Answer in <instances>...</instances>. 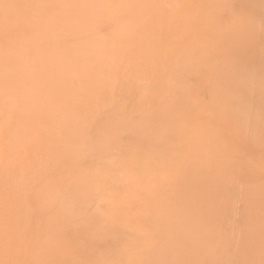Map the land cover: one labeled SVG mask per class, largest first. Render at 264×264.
Returning <instances> with one entry per match:
<instances>
[{
    "label": "bare ground",
    "instance_id": "obj_1",
    "mask_svg": "<svg viewBox=\"0 0 264 264\" xmlns=\"http://www.w3.org/2000/svg\"><path fill=\"white\" fill-rule=\"evenodd\" d=\"M245 3L246 0H0V49L3 48L2 50H4V47L12 46L8 53L11 54L9 60L7 55L3 54L2 56L1 52L3 51L0 52V82L4 80L10 85H15L13 82L18 76L21 65L24 66L23 72L31 80L30 88L28 87L30 90L27 93L29 94L27 101H25V98L22 99L23 94L20 93L21 88H19L12 97L4 98V93L1 92L3 94L0 96V100H4L1 103L5 105V100H7V106L8 102L11 104L15 102L23 103L22 105L28 104L30 110L27 109L28 106L23 108L29 114L37 116V118L40 115V118H43L46 122L48 130H55L53 140H50L52 134L47 135V138H50L47 141L49 140L51 145L61 143L59 141L62 139L59 140V137L64 134L67 138H63H66L72 150L76 153L75 155L71 152V154L73 153L72 157H82V160L86 161L90 155L93 159L104 153L106 154L105 143L108 142L107 140L112 139L108 138L111 136L108 135L109 130L121 125V121L126 116L125 111L124 116H121L122 112L119 113V116L122 117L121 121H119L121 118L116 114L109 120L102 121L104 117L102 116L101 119V111L105 108H108V111L109 108L114 107L121 97L133 91L139 97L137 108L135 107L136 110L139 109L143 116H148L147 119L152 118V123L147 130L150 133V138H148L144 149L141 150L138 147L140 149L139 155L138 151H135L137 154L133 152L135 153L132 156L133 159L136 158L134 156H137L133 166L140 176L145 177L153 171V175L150 174L148 177L151 175L153 178L155 177L153 187L151 185L146 186V184H150V182H147L144 190L145 195H140V199L143 198V200L141 199V205L144 213H139V211H142L140 206L139 210L135 211L136 214L130 210L133 214L131 218L128 217L130 222L127 223L132 226L131 229L140 232L136 236L132 233L134 237L130 236L129 238L127 228L122 227L123 223H121L122 226L120 224H115L116 226L112 224V226L111 220L108 222L99 216L100 219L96 218L97 220L94 222L95 218H91L90 222H86L89 225L92 222L93 224L87 231L85 229V232L84 228L86 227L83 226L81 228L83 234L71 236L69 239L60 242L63 240L61 238L63 227H60L72 222V218L75 217L73 215L79 213L81 204L85 203L88 209V205H90L88 203L93 202L90 200L86 203L84 196L80 195L83 189L87 188L86 184L89 187L92 186L90 182L94 175L90 176L91 174L86 173L85 179L83 178L84 181L82 179L85 184L81 183L84 187L82 186L80 189H77L74 184L72 185L74 180L68 179V177L63 178L66 179L65 182L60 183L61 180H58L59 184L55 182L56 186H52L53 189L49 185L51 182L48 181V184H46L48 189L51 188V191L55 190L56 192H51L53 193L51 196L46 194L50 189L47 190L46 185H44V192H41L45 194L38 193V196L40 194L43 198H40L39 202H42L43 205L40 215L44 218L36 217L35 213L32 214V212L38 210V208L33 207L27 197V190L34 181L30 177L35 172L36 163L44 166L48 162L50 166L51 156L36 157L35 149L25 143L18 142L19 139L22 140L21 138L26 129L23 127L24 124L22 127L25 131L21 130V125L19 126L17 123L21 119H17L15 123L18 127L14 126V123L12 126L14 129L12 130L11 127V130H9L11 134L5 132V145L21 147L20 151L25 152H22L24 163L35 165L28 168V170H23L22 176L19 173L16 174L18 176H15L16 171L6 166L8 162L5 165L4 163L0 164V264H67L66 260L63 259L66 255H68L66 256L68 264H82L83 260L86 264H227L226 262L229 260L232 262L233 259L231 264H264V256H261L263 255L264 245L262 249L259 245L264 243L260 241H263L264 235H257L261 232L264 233V207H261V200L264 203V182L262 180L256 181L253 178L252 181L244 179L241 173H237L241 172L238 166V168H235V170L238 169L237 172L232 167H225L227 159L221 154L220 150L234 144L235 140L224 144L222 143L224 142L222 140L224 136L221 135L224 131L221 134L214 131H216L215 126L218 124V118L224 117L226 109L224 110L222 107L224 112L221 114L217 113L219 109L217 112L213 111L218 114L216 117L217 123L208 121V117L205 120H203V117V119H198L194 117L191 111L190 113L187 111H183L184 113L179 112L189 97L186 94L187 91L184 92V86L190 77L199 70L209 69L207 65L221 67L219 69L221 71L223 62L231 60V63L235 62L241 67L237 70L234 67L231 70L230 66L228 72L223 76L230 81L234 76V81L221 79L224 83L226 81V85L227 82H230L228 83L230 84L229 87H226L225 95V99H231L233 105L230 115L228 114V120L231 119L228 125L238 136V143L243 144L252 153L261 147L258 150L264 153L262 149L264 147V12H262L264 9L260 11L261 8H264V0H252V3L263 7H254L250 10L247 8L245 10V6H241ZM234 4H239L241 6L239 8H244V10L239 11L237 14L234 12L235 15L232 16L241 15L235 23H231V26L228 27V20L224 12L227 7ZM227 15L229 14L226 13ZM208 28L211 29L208 30ZM23 49L25 50L24 53H16L17 50ZM4 56L7 57L4 58ZM201 58L202 60L199 62ZM205 60L211 63L207 64ZM228 63L230 62L226 64L228 65ZM226 64L224 65L226 66ZM216 73L221 72L216 71ZM213 74L210 77H216ZM212 78H209V80L213 81ZM212 83H210L212 85L211 91L212 88L216 87H213ZM190 93L192 92L190 91ZM190 100L189 98L187 103ZM38 102L42 104L41 114H36V112H40L39 108L35 107ZM221 104L218 105L221 106ZM7 106H5L7 110L2 111V113L4 112L2 116L4 115L5 118L7 116L6 111L8 114L12 112V110L8 111L11 108ZM140 111L138 112L140 113ZM23 113L25 114V112ZM142 113L140 114L141 117H143ZM2 116H0V120H2ZM17 116H15V120ZM137 116L139 115L137 114ZM9 118L11 119V117ZM223 119H225V123H228L226 118ZM130 120L129 118L128 123L131 122ZM123 122L125 124V121ZM132 122H134L133 119ZM21 123H24V121ZM28 123H26L27 127ZM219 124H222V122ZM6 125L5 127L10 129V124L9 127ZM223 125L225 124L223 123ZM6 128L2 131H6ZM30 130H27V132H30ZM29 132L27 134L31 135L33 130L31 133ZM96 134H98L97 137ZM31 136L34 138V135ZM45 139L43 143H46L45 146H47V143L50 142ZM117 139V142L113 143L114 145L109 146L110 148L117 146L115 144H120L118 143L119 138ZM24 141L27 140L24 139ZM129 141L133 143L134 140ZM138 141L141 140L138 139ZM28 142L26 143L32 144ZM135 145L130 148L131 151H134L133 147ZM43 146L44 144L42 148ZM1 147L2 145L0 149ZM65 147L67 146L65 145ZM244 147L241 151L245 149ZM114 149L115 147L112 150L115 151ZM169 151L170 154L167 155L166 152ZM260 151L254 152V155L257 156L261 153ZM15 152L13 151V154ZM55 152L56 150L52 152V155L58 157ZM123 152L125 153V151ZM67 153L69 154L70 150ZM104 156L106 157L107 154ZM104 156L102 157L106 160ZM261 156L262 154L259 157ZM67 158L70 159L68 156ZM261 158H264V156ZM99 161L100 158L97 164L100 163ZM56 162L59 161L56 160ZM51 163L53 166L51 165L50 169L55 164L53 161ZM95 163L93 164L95 165ZM127 164L129 166V163ZM236 165L238 164L236 163ZM46 166H44L45 169H48L49 166ZM102 166L101 168H104ZM19 167L16 169L17 172L22 171V167L18 171ZM157 169L159 172L163 169L160 177L154 175L158 172ZM56 170L58 171V169ZM90 170L93 171V169ZM25 172H27L26 175ZM56 174L60 176V173L56 172ZM140 176L138 177L140 178ZM150 178L152 179V177ZM70 179L73 182L69 183ZM103 185L105 184L103 183ZM151 187L153 189L149 190ZM95 189L97 191V188H94V193ZM32 190L34 191L36 188ZM77 191L82 192L78 195ZM229 191L234 194L237 201L234 198L233 200L229 199L230 196L233 197L232 193L229 194L230 196L227 199ZM37 192H39V189ZM94 193L92 192L91 195ZM95 195L92 196L94 198L98 197ZM33 196H31L32 201L39 200L40 196L36 199ZM230 201H235L237 204L230 203ZM39 202L35 201L33 204ZM110 203L112 202L110 201ZM134 203V205L138 204V200ZM229 203L232 205L231 209H229L231 206ZM85 204H83V207ZM237 205L239 210L237 209L236 212L239 215L234 212ZM39 206L41 207L40 204ZM133 207L135 208V206L131 208L133 209ZM233 207L234 217L235 215H238V217H233L232 221L242 222L243 226L247 227H244L246 232L252 227L250 230L252 236L249 232L246 234L241 230L240 233H236L240 228V223L238 226L236 222V226H238L236 229L233 224L235 232L231 227L229 230L227 229L228 234L230 230L234 232L233 234L231 231L230 236L235 235L232 240L234 242L231 243V240L229 242L225 240L228 235L226 233L224 235L222 228L232 226L233 222L229 225L231 217L230 220L227 219H229ZM229 210L231 211L229 212ZM131 212H129L130 215ZM241 212L242 216L240 215ZM90 213L93 216V213ZM32 215L39 221H44L42 222L44 226L41 227L39 224L34 223V216L32 218ZM76 216H79V214ZM95 216L98 217V215ZM105 217L107 218V216ZM236 218L237 220H235ZM227 221L229 224H227ZM259 223L263 226L261 227V224L257 226ZM220 225L223 227L220 228ZM76 227L74 228L76 229ZM117 227L121 228L117 229ZM127 227L129 228V225ZM217 229L223 234H218ZM76 230L80 232V230ZM72 232L74 231L72 230ZM241 233H244V237ZM50 235L53 237L49 238ZM246 235L248 236L246 237ZM257 237H259V240ZM221 239L225 240L224 242L227 244L225 248L229 250L222 252L223 250L220 247L224 242ZM256 240L260 243L258 244ZM250 242L254 244L251 243L252 248ZM104 245L113 248L110 255L108 253L110 248ZM102 246L108 248L107 253L105 248V254H103ZM116 246H122V248L117 247L118 249H116ZM130 247L131 252L133 249L135 250L133 258L131 257L132 253L129 254Z\"/></svg>",
    "mask_w": 264,
    "mask_h": 264
},
{
    "label": "rangeland",
    "instance_id": "obj_2",
    "mask_svg": "<svg viewBox=\"0 0 264 264\" xmlns=\"http://www.w3.org/2000/svg\"><path fill=\"white\" fill-rule=\"evenodd\" d=\"M250 2V4H249V2ZM261 4V3H260ZM235 5H237V6H235ZM239 4H234V5H232V6H229V7H227L225 10V17H227V20H228V23H227V26L228 27H230L231 26V23H235L236 22V20H237V18L239 17V15H241V14H238V16L236 15V16H232V15H235V14H237V13H239V11H243L244 10V8H245V10H246V8L248 9V10H250V9H252V8H254V7H258V8H261V7H263L262 5L260 6L259 4H254V3H252V0H246V3H245V5H241V6H245L242 10L239 8V7H241L240 5L238 6ZM247 6V7H246ZM248 6H249V8H248ZM231 7H232V9H231ZM264 8H261V10L260 11H262ZM234 10V11H233ZM237 10V11H236ZM234 12H235V14H234ZM262 12H264V10L262 11ZM226 13L227 14H229V15H227L226 16ZM233 13V14H232ZM223 15V16H224ZM231 19V20H230ZM232 20H234L233 22H232ZM230 24V25H229ZM207 29V28H206ZM209 29H211V28H208V30ZM26 35H28V34H26ZM26 35H25V37H26ZM7 47V48H6ZM6 47H4V50H2L3 48H1L0 49V52L1 51H3V52H1L2 53V56H3V54L4 55H7L6 57H7V59L8 58H10L11 57V54H8L9 53V51H10V48L12 49V46L10 47V46H6ZM9 47V48H8ZM15 47V46H14ZM6 48V49H5ZM9 49V50H8ZM7 50V51H6ZM19 50H17L16 51V53H20V52H23L24 53V49L23 50H20L19 52H18ZM0 53V54H1ZM21 54V53H20ZM9 55H10V57H9ZM5 56H4V58H6ZM9 60V59H8ZM201 60H202V58L201 59H199V62H201ZM4 61H6L5 59H4ZM206 61V63L207 64H210L211 62L209 61V63H208V61L207 60H205ZM205 61H203V63L205 64V65H207L206 63H205ZM227 62H230V63H228V65L226 64ZM224 64H226V66L224 65ZM33 65V64H32ZM233 65V66H232ZM236 65V66H235ZM238 65V66H237ZM207 66H209V69H207V70H199V72L197 71L196 73H194L191 77H190V79L188 80V82L185 84V86H184V92L186 93V91H187V95L189 96L188 98H187V101L189 100V98L191 99L190 101H189V103H187V101H186V103H185V105H183L182 107H181V109H180V111L179 112H189L190 113V111H191V113H193V115H194V117H196V118H200V119H203V120H205L206 119V117H208L209 118V120L208 121H211V122H213V121H215L216 123H217V115L218 114H221L222 112H224L223 111V108H224V110H225V112H224V117H222V118H218L219 119V121H218V124H217V126H215V130L216 131H214L215 133H220L221 134V132H223V134H221L222 136H224L223 137V141L224 142H222V143H224V144H226V142H230L231 140L233 141V140H235V143L234 144H232V145H228L227 147H224L223 149H221L220 150V152H221V154L222 155H224L225 156V158L227 159V165L225 164V167L227 168L228 166L229 167H232L234 170H235V168H238L239 167V171H241V172H237L238 171V169H236L235 170V172H237V173H241L242 175H243V177H244V179H247V180H250V181H252V178L253 179H255L256 181H258V180H262L263 182H264V158H261V157H263L264 155V153L263 152H261L260 150H258V149H260V148H258L257 149V151H260L261 153L260 154H258L259 156L262 154V156L261 157H259L258 155L256 156V154L254 155V152L256 153L257 151L256 150H254V152L252 153V151L251 150H248L247 148H245L244 146H243V144H240V143H238V139H237V135H236V133H234L233 132V130L230 128V126L228 125L229 124V121L231 120H228L229 119V116H228V114L230 113V110L232 109V107H233V105H232V102H231V99L230 100H226L225 99V95H226V90H227V88L229 87L228 85H230V84H228V83H230V82H232V81H234L235 80V78H234V76H233V79H232V81H230V80H227L226 78L227 77H223L225 74H226V72H228V69H230L229 67L231 66V70H233V68L235 67V70H237V68H239V67H241L239 64H236L235 62H232L231 63V60L230 61H225V62H223V64H222V70L220 71L219 69L221 68V67H216V66H214V67H212L211 65H207ZM212 68H211V67ZM21 68L18 70V76L16 77V79H15V81L13 82L15 85H13V84H9L8 82H6V81H4V80H2V82H0V96H2V94L4 95L3 97L4 98H7V97H9V96H14L13 94H14V92L15 91H17V89H19V88H21V90H20V93L21 94H23L22 96H23V98L22 99H24L25 98V101H27V99L29 98V94H27V93H29V88H30V83H31V80H30V78L28 77V75H26L25 74V72H23V65H21L20 66ZM218 68V69H217ZM217 69V70H216ZM226 69H227V71H226ZM219 70V71H218ZM25 71V70H24ZM201 71V72H200ZM216 71L217 72H221V73H216ZM223 71V72H222ZM4 72V71H3ZM2 72V73H3ZM5 73V72H4ZM3 73V74H4ZM208 73H210L209 75H208ZM212 73H214L213 75L215 76L216 75V77H210V75H212ZM216 73V74H215ZM218 75V76H217ZM1 76H3V75H1ZM196 76H198V77H196ZM28 77V78H27ZM193 77V78H192ZM220 77V78H219ZM235 77H237V76H235ZM209 78L211 79H213V81L212 80H209ZM218 78V79H217ZM223 78H225V80L226 81H230V82H227V85H226V81H225V83H224V79ZM217 80V81H215V80ZM221 79H223V80H221ZM199 80V81H198ZM209 80V81H208ZM236 80H237V78H236ZM30 81V82H29ZM196 81V82H195ZM201 81V82H200ZM213 83H212V82ZM27 82H29V83H27ZM198 82V83H197ZM207 82V83H206ZM5 83V84H4ZM210 83H212L213 84V87H215L214 89L212 88V91H211V86L212 85H210ZM215 83V84H214ZM217 83V84H216ZM7 84H9V85H7ZM28 84V85H27ZM206 84H207V86H206ZM209 84V85H208ZM21 85H22V87H21ZM25 85V86H24ZM222 85V86H221ZM15 86H17L16 88H15ZM210 86V87H209ZM29 87V88H28ZM207 87V88H206ZM227 87V88H226ZM223 88V89H222ZM13 89H16V90H13ZM213 90H215V91H213ZM222 90H223V93H222ZM27 91V92H26ZM190 91L192 92V93H190ZM208 91V92H207ZM211 91V92H210ZM1 92H3V93H1ZM6 92V93H5ZM12 92V93H11ZM26 92V93H25ZM211 94H210V93ZM8 93H10L8 96H6ZM207 93H209V94H207ZM20 94V95H21ZM130 96H129V95ZM128 94H126L125 96H123V97H121L119 100H118V102L117 103H115V105H114V107H112L111 109L109 108V110L107 111V109L105 108V109H103V110H106L104 113L101 111V113L103 114H100V116H101V119L104 117V119H102V121H106L107 119L109 120L110 118H112L113 116H115V114H116V116H119V113H121L122 112V114H121V116H124V114L123 113H125V111H126V116H124L125 118H123V121H125V124H124V122L123 121H121L122 120V117L121 116H119L121 119L119 120V121H121V125L124 127H122L121 125H119V126H115V128H112V129H110L109 130V133H108V135H111V136H107L108 138H112V139H110V140H107L108 142L107 143H105V152H106V154H107V156L105 157L104 155H106L105 153L103 154V155H100L97 159L94 157L93 159H92V155H90V156H88L87 158H88V160H86V161H83L82 160V157H75V156H73L72 157V154L74 153L75 155H76V153L72 150V148H71V146L69 145V143H68V141L66 140V138H67V136H65L64 134H63V136L61 135V137H59V140H61V141H59V142H61V143H56L57 145H55V143H53V141H52V143L54 144H52L51 145V142L48 140L47 141V139H50V140H53L52 139V137L54 136V134H53V132L55 131V130H48V127H47V124H46V122H44V120H43V118H40L41 116L40 115H38V117L39 118H37V116H32L31 114H29L28 112H27V110L25 109V108H23L24 106L25 107H27V109L28 110H30L29 109V105L28 104H24V105H22L23 103H20V102H15V101H17V100H15L14 102L15 103H13V104H11L10 102H8V106L11 108V109H8V111H11L12 110V112H9V114H8V112L6 111V118H5V116L3 117L2 116V114L5 112V110H7V109H5V106H7V100H5V105H4V103H1V102H3L4 100H0V105L1 104H3L4 105V107H3V105L2 106H0L1 107V109H0V113H1V115L0 116H2L1 117V119L2 120H0L1 121V123H0V131H1V138H0V146L2 145V147H1V149H0V154L2 155V157L0 158V164L2 165L3 163H4V165H5V163H7V165L6 166H8V168L10 167V169H14L16 172L14 173V175L15 176H18V175H16V174H18L19 173V175L21 174V176L23 175V173H24V171L23 170H28V168H31V167H33L35 164H32V165H30V164H25L24 162V154L23 153H25V152H21L20 151V149H21V147H16V146H9V145H5V143H6V138H5V136H6V134H8V133H10L11 134V131L9 132V130H11V127L13 126V124L17 121V119H21V121H19V122H17L18 124H19V126L21 127V130L22 131H25V129H26V132L23 134V136H22V140H20L19 139V141H18V139H17V141L18 142H20V143H25L26 145H28V146H30L32 149H35V155H36V157H43V156H51V158H50V166H49V164H48V162H47V164H45L44 166L45 167H47L46 165H48L49 166V168L47 169H45V167L43 166V164L41 165L40 163H36V165H35V172H33L32 173V176L30 177V179H33L34 181L32 182V186H29V188H28V190H27V197H28V200H29V202H30V204L33 206V207H37L38 208V210H34V212H32V214H34L36 217L38 216L39 218H41L42 216L40 215V212H41V210H42V207H43V205H42V202H39L41 199H43L41 196H40V194L42 193L41 191H43V188H47V190H49V192L48 193H46V194H48V195H53V193H51V192H56L55 190H53V191H51L52 189H53V187H55L56 185H55V182H56V184H59V182H58V180H61V182L60 183H62V182H65L64 180H66V179H63L64 177L65 178H67L68 177V179L69 178H71V179H73L74 180V183H72V185L74 184V186H76L77 187V189H80V188H82V186L84 187V185L82 184L81 185V183H84L83 181H84V179H85V176H86V173L87 174H91L90 176H93L94 175V177L91 179V182H90V185L92 184V186H88L87 184L85 185V186H87V188H85V189H83V192L82 191H80V192H82L81 193V195H80V192L79 191H77V194L78 195H80V196H84V198H85V200L84 201H86V203H88L90 200L91 201H93V202H90V203H88V204H90V205H88V209L86 208V204L85 203H83V204H85L84 205V207H83V204H81L82 206L79 208V216H76V215H78V214H75V215H73V217L74 218H72V222L71 223H66V224H64V226L62 225L60 228H62L63 227V229H62V233L61 232H59V233H61V238L63 239L62 241H60V242H63L64 241V239L65 240H67V239H69V237H71V236H78V235H81V234H83V231L81 230V228H83V226H85L86 228H84V232H85V229H86V231L88 230V228H90V226L93 224V222L94 221H96L97 219H100V218H103V219H105V220H107L108 222H110V220L112 221L111 222V225L113 224V225H118V224H120L121 226H122V224L121 223H123V228H127L126 229V231L128 230V235L127 236H129V238H130V236L132 237H134V235L136 236L137 235V233H140V232H137L135 229L133 230V228L131 229V227L132 226H130V224H128L127 222H130V219L128 220V217L129 218H131V216H132V212H134L135 214L137 213V212H135V211H138L139 209L138 208H140L141 207V210L143 209V207H142V205H141V201L143 200V198L141 197V199H140V195L142 196L144 193H145V184L147 183V182H150V184L148 183V184H146V186H149V185H151L152 187H153V183L155 182V180H154V178H153V174H152V172H150V174H152L150 177H152V179L150 178V177H148L150 174H148V175H146L145 177L144 176H140L139 174H137V172L135 171V167L133 166V162L135 161V159L137 158V156H134V157H136V158H134L133 159V155H135V153L137 154V152H135V151H138V155H139V151H140V149L142 150V149H144L145 147H146V142H148V138H150V133H148L149 131H147L149 128V126L151 125V123H152V121H151V119L149 120V119H147L148 118V116H143V113L138 109V111H140V113L136 110V108H137V105H138V95L135 93V92H133V91H130ZM207 94V95H206ZM24 95H25V97H24ZM135 95V96H134ZM209 95V96H208ZM191 96V97H190ZM209 98H208V97ZM134 97H135V99H134ZM137 97V98H136ZM217 97H218V99H217ZM222 98H223V100H222ZM227 98V97H226ZM125 99V100H124ZM211 99H213V100H211ZM215 100V101H214ZM220 100H222V101H220ZM128 101V102H127ZM226 101H229L228 103L226 102ZM132 102H134V103H132ZM191 102V103H190ZM216 102V103H215ZM218 102V103H217ZM128 103V104H127ZM130 103V104H129ZM222 103V104H221ZM226 103V104H225ZM134 104H135V106H134ZM191 104V105H190ZM218 104H221V106L220 105H218ZM127 105V106H126ZM132 105V106H131ZM232 105V106H231ZM7 106V107H8ZM193 106V107H192ZM226 106H228L227 108H226ZM3 107V108H2ZM6 107V108H7ZM35 107L40 111V112H36V114H41V110H42V104L41 103H37L36 105H35ZM130 107V108H129ZM133 107V108H132ZM136 107V108H135ZM184 107H186V108H184ZM223 107V108H222ZM230 107V109H228ZM14 110H13V109ZM190 108H191V110H190ZM4 109V110H3ZM23 109H25V110H23ZM114 109H119L118 111L116 110H114ZM132 109V110H131ZM217 109V110H216ZM218 109H219V111H218ZM135 110V111H134ZM218 111L217 113L218 114H216V112H213V111ZM221 110V111H220ZM229 111V112H226V111ZM2 111H4L3 113H2ZM115 111V113H113ZM133 111V112H132ZM23 112H25V114L23 113ZM135 112H136V114H135ZM138 112V113H137ZM183 112V113H184ZM195 112V113H194ZM212 112V113H211ZM11 113V114H10ZM22 113H23V115H22ZM111 113H113V114H111ZM142 113V116L143 117H141L140 116V114ZM211 113V114H210ZM226 113V114H225ZM16 114V115H15ZM130 116V115H132V116H128V115ZM137 114L140 116V118H138L139 116H137ZM10 115V116H9ZM12 115V116H11ZM18 115V116H17ZM28 115V116H27ZM110 115H112V116H110ZM145 115V114H144ZM200 115V116H199ZM202 115V116H201ZM210 115V116H209ZM213 115H215V116H213ZM228 117H227V116ZM230 115V114H229ZM15 116H17V118H16V120H15ZM27 116V117H26ZM30 116V117H29ZM32 116V117H31ZM103 116V117H102ZM110 116V117H109ZM128 116V117H127ZM205 116V117H204ZM213 118H212V117ZM222 116V115H221ZM9 117H11V119L9 118ZM20 117V118H19ZM26 117V118H25ZM35 117H36V119H38L37 120V122H36V119H35ZM128 119H127V118ZM147 117V118H146ZM203 117V118H202ZM211 117V118H210ZM215 117V118H214ZM3 118H5V119H3ZM34 118V119H33ZM129 118L131 119L130 121V123H128L129 122ZM136 118V119H135ZM150 118V117H149ZM223 118H226V121L228 122V123H225V119H223ZM25 119V120H24ZM28 121H27V120ZM125 119V120H124ZM132 119H133V121L134 122H132ZM139 119V120H138ZM220 119H221V122H222V124H219V123H221L220 122ZM4 120H6V121H4ZM11 122H10V121ZM15 120V121H14ZM24 121V123H21V122H23ZM32 120V121H31ZM35 120V122H33ZM43 122H42V121ZM126 120H128V121H126ZM142 120V121H141ZM148 120V121H147ZM25 121H27V122H25ZM101 121V122H102ZM144 121V122H143ZM151 121V122H150ZM9 122V123H8ZM28 122H31L30 124L31 125H33V126H31ZM137 122H139L138 124H137ZM3 123V124H2ZM21 123V124H20ZM26 123H28V127H29V129H31L30 130V132L29 133H31V131L33 130V132L31 133V135H34V138H33V136H31L30 134L28 135L27 133V130H29V129H27L28 127H27V124ZM119 123V122H118ZM149 123V124H148ZM223 123L226 125H223ZM2 124V125H1ZM6 124H8V125H6ZM9 124H10V129H8V128H6L5 127V125L7 126V127H9ZM12 124V125H11ZM25 124V125H24ZM127 124V125H126ZM130 126H129V125ZM134 124V125H133ZM137 125V127H136V125ZM22 125H24L23 127L25 128L24 130H23V127H22ZM34 125H35V127H34ZM220 125H223V126H220ZM2 126H4V127H2ZM14 126H16V127H18L17 125H16V123L14 124ZM31 127H33V128H31ZM38 129H37V128ZM118 127H120V128H118ZM122 127V128H121ZM217 127V128H216ZM219 127V128H218ZM4 128H6L7 130H8V132H7V130L5 131V130H3L2 131V129H4ZM139 128V129H138ZM225 128V129H224ZM14 129V127H12V130ZM44 129V130H43ZM113 129H115L114 131H113ZM117 129V130H116ZM219 129H221V130H219ZM224 129V130H223ZM19 130H20V128H19ZM47 130V131H46ZM119 130V131H118ZM110 131H113V132H110ZM118 131V132H117ZM5 132H6V134H5ZM39 132H40V134H39ZM43 132H45V133H43ZM47 132H50V133H47ZM117 132V133H116ZM226 132V133H225ZM43 133V134H42ZM113 133V134H112ZM145 133V134H144ZM44 134H45V136H44ZM49 134V136L52 134V136H50V138H47V135ZM99 134V133H98ZM98 134H96V137H97V135ZM140 134V135H139ZM4 135V136H3ZM37 135H39V136H37ZM100 135V134H99ZM44 136V137H43ZM140 136V137H139ZM148 136V137H147ZM11 137V136H10ZM26 137V138H25ZM28 137H30V138H28ZM63 137H66V138H63ZM99 137V136H98ZM103 137V136H102ZM113 137H116L115 139L113 138ZM125 137H127V138H125ZM136 137V138H135ZM46 138V139H45ZM117 138H119V142L118 143H120L119 145H125V144H127V145H125L124 147H123V145L120 147L118 144H115V145H117V146H114L115 147V151H113L112 149L114 148L113 146V148H110L111 147V145L113 144V143H116L117 142ZM231 138V139H230ZM12 139H13V137H12ZM24 139L25 140H27V141H29L28 143H32V144H27L26 142L27 141H24ZM31 139H33V140H31ZM34 139H36V140H34ZM44 139L47 141V142H50V143H47V146H45L46 145V143H43L44 142ZM58 139V138H57ZM64 139V140H63ZM135 139H137L136 141H138V139L139 140H141V141H138V142H136L135 141ZM121 140V141H120ZM126 140H128V141H126ZM129 140H134L133 141V143H130V142H132V141H129ZM32 141V142H31ZM67 141V142H66ZM109 141H110V143H109ZM112 141V142H111ZM3 142V143H2ZM34 142V143H33ZM35 142H37L36 144H35ZM42 143V145L44 144V146H43V148H42V145L40 146V144ZM135 143H136V145H140V146H137L136 147V145H135ZM141 143V144H140ZM144 143V144H143ZM35 144V145H34ZM60 144H61V146H60ZM63 144H65L67 147H65V145L64 146H62ZM106 144H108V145H106ZM110 144V145H109ZM12 145V144H11ZM34 145V146H33ZM68 145L70 146L69 148H68ZM114 145V144H113ZM129 145H131V146H129ZM133 145H135L134 147H136V148H134L133 147V150L134 151H131L130 150V148L133 146ZM142 145H143V148H142ZM110 146V147H109ZM129 146V147H128ZM145 146V147H144ZM246 149H244L243 151H241V149L243 148V147ZM38 147V148H37ZM46 147H48V148H46ZM107 147V148H106ZM128 147V148H127ZM140 149H139V148ZM238 147H239V149H238ZM44 148H46V149H44ZM67 148V149H66ZM127 148V149H126ZM139 150H138V149ZM13 149V150H12ZM44 149V150H43ZM66 149V150H65ZM125 149V150H124ZM263 150H264V147L262 148ZM10 150V151H9ZM48 150V151H47ZM50 150V151H49ZM54 150H56V152H55V154H58V155H56V156H58V157H54L55 155H52L53 153V151ZM68 150V151H67ZM69 150H70V155L67 153V152H69ZM130 150V151H129ZM262 150V151H263ZM8 151V152H7ZM13 151L15 152V154H13ZM67 151V152H66ZM123 151H125V153H127V154H125ZM247 151V152H246ZM249 151V152H248ZM71 152H73L72 154H71ZM109 152V153H108ZM118 152V153H117ZM132 153V155H131V153ZM133 152H135V153H133ZM218 152V151H217ZM241 152H243L242 154H241ZM18 153H22L23 154V156H21L20 154H18ZM120 153V154H119ZM130 153V154H129ZM166 153H168L167 155H169L170 154V151L169 152H166ZM245 154V155H244ZM124 157H123V156ZM126 155V156H125ZM239 155V156H238ZM252 155V156H251ZM19 156V157H18ZM20 156L22 157L21 159H20ZM65 156V157H64ZM67 156L70 158V157H72V158H70V159H68L67 158ZM102 156H104V158H106V160H104L103 159V157ZM241 156V157H240ZM247 156V157H246ZM91 157V158H90ZM251 157V158H250ZM56 158H58V159H56ZM75 158V159H74ZM100 158V163H98L97 164V162H98V159ZM124 158V159H123ZM128 158H129V160H128ZM224 158V159H225ZM53 159H55V160H53ZM79 159H81L82 161H80ZM225 159V160H226ZM252 159V160H251ZM59 161V162H56L55 163V161ZM64 160H65V162H64ZM70 160V161H69ZM74 162H72V161ZM53 161V163H55L54 164V167L52 168V169H50V167H51V165H52V162ZM78 163H77V162ZM80 161V162H79ZM17 162H19L20 163V165H19V163H17ZM94 162H96L95 163V165L93 164ZM125 162V163H124ZM76 163V164H75ZM113 163V164H112ZM122 163H124V164H122ZM127 163H129V166H128V164ZM232 163V164H231ZM236 163L238 164V165H236ZM60 164V166H61V168H60V166H58ZM75 164V165H74ZM100 164H102V165H104V166H102V165H100ZM119 164H120V166H119ZM239 164H240V166H239ZM27 165V166H26ZM38 165H40V166H38ZM91 165V166H90ZM122 165V166H121ZM162 165V164H161ZM235 167H234V166ZM6 166H4L5 168H6ZM20 166V167H19ZM43 166V167H42ZM53 166V165H52ZM101 166L102 167H104V168H101ZM128 166V167H127ZM238 166V167H237ZM15 167V168H14ZM17 167H19L18 168V171H20V168H21V170L22 171H20V172H17ZM26 167H27V169H26ZM58 167V168H57ZM81 167V168H80ZM122 167H123V169H122ZM127 167V168H126ZM163 167V166H162ZM42 168H43V170L45 171H43L42 170ZM118 168V169H117ZM120 168H121V170H120ZM50 169V170H49ZM56 169H58V171L56 170ZM63 169V170H62ZM64 169H66L65 171H64ZM84 169H86L87 171L85 172V170ZM90 169H93V171L92 170H90ZM232 169V170H233ZM55 170H56V172L57 173H60L59 175L60 176H58L57 174H56V172H55ZM78 170V171H77ZM96 170V171H95ZM127 170V171H126ZM162 170L163 169H161V172H162ZM231 170V171H232ZM50 171H52L53 172V174H52V172H50ZM82 171V172H81ZM121 171V172H120ZM130 171V172H129ZM148 171H150V170H148ZM156 171H158V169L156 170ZM228 171H229V169H228ZM230 171V172H231ZM22 172V173H21ZM71 172V173H70ZM84 172H85V174H84ZM161 172H156L154 175L156 176H158V177H160L161 176ZM233 172V171H232ZM26 173L27 172H25V175H26ZM48 173H50V174H48ZM79 173V174H78ZM83 173V174H82ZM109 173V174H108ZM253 173V174H252ZM44 174V175H43ZM52 174V175H51ZM70 174V175H69ZM81 174V175H80ZM100 174V175H99ZM111 174H113V175H111ZM159 174V175H158ZM230 174V173H229ZM248 174V175H247ZM24 175V176H25ZM40 175H42V176H40ZM57 175V176H56ZM62 175V176H61ZM76 175H78L77 177H75ZM112 176V177H110V176ZM115 175V176H114ZM140 176V178L138 177V176ZM40 176V177H39ZM70 176H72V177H70ZM82 176V177H81ZM99 176V177H98ZM106 176V177H105ZM136 176V177H135ZM156 176V177H157ZM44 177V178H43ZM56 177V178H55ZM61 177V178H60ZM102 177V178H101ZM108 177V178H107ZM120 177H121V179H120ZM124 177H125V179H124ZM22 178V177H21ZM55 178V179H54ZM77 178V180H78V182H76L77 180H75ZM84 178V179H83ZM95 178V179H94ZM107 178V179H106ZM111 179V181H109L110 179ZM116 178V179H115ZM131 178V179H130ZM149 179V180H147V179ZM43 181H42V180ZM63 179V180H62ZM68 179H67V181H68ZM70 179V180H71ZM82 179H83V181H82ZM94 179V180H93ZM106 181H105V180ZM109 179V180H108ZM127 179V180H126ZM136 179V180H135ZM22 180H24L23 178H22ZM47 182H46V181ZM80 180H81V182H80ZM124 180H126L125 182H124ZM135 180V181H134ZM144 180V181H143ZM154 180V181H153ZM48 181H50L51 183L49 184L50 185V187H52V189L51 188H49L48 189V187H47V185L46 184H48ZM103 181V182H102ZM114 181V182H113ZM118 181V182H117ZM134 181V182H133ZM139 181V182H138ZM24 182V181H23ZM39 182H41V184H39L38 185V183ZM46 182V183H45ZM71 182H73L72 180L69 182V183H71ZM109 182V183H108ZM113 182V183H112ZM117 182V183H116ZM33 183H35L34 185H33ZM45 183V184H44ZM53 183H54V185H53ZM69 183H67V184H69ZM76 183V184H75ZM97 183V184H96ZM103 183L105 184V185H103ZM136 183V184H135ZM255 183H258V182H255ZM64 185H65V183H63ZM85 184V183H84ZM101 184V185H100ZM44 185H46L45 187H44ZM107 185V186H106ZM124 185V186H123ZM38 186H39V188H38ZM41 186H43V187H41ZM69 186V185H68ZM96 186V187H95ZM99 186V187H98ZM100 186H102L101 188H100ZM105 186V187H104ZM144 186V188H142ZM40 187H41V189H40ZM69 187H71V186H69ZM94 187V188H97V191H96V189H95V193H94V188L92 189V188ZM117 187V188H116ZM121 187V188H120ZM150 188L149 190H151V189H153V188ZM34 188H36V190H32V189H34ZM125 188V189H124ZM147 188V187H146ZM38 189H39V192H37L38 191ZM92 189V190H91ZM99 189H100V191H99ZM121 189H123V190H121ZM35 192L34 194H36V195H34L33 194V192ZM45 190V189H44ZM85 190H87L88 192H86ZM125 190V191H124ZM149 190H147V191H149ZM106 191V193H104ZM135 191V192H134ZM153 191V190H152ZM230 191H232V190H230ZM230 191H229V193L227 194V199H228V197L230 196L229 194H231L230 193ZM41 192V193H40ZM44 192V191H43ZM85 192V193H84ZM93 192L94 194H92V195H95V196H98V197H96V198H94L92 195H91V193ZM97 192V193H96ZM100 192V193H99ZM38 193H40L39 194V196H38ZM51 193V194H50ZM99 193V195H97ZM121 193V194H120ZM43 194V193H42ZM45 194V193H44ZM43 194V195H44ZM83 194V195H82ZM102 194V195H101ZM124 194V195H123ZM34 195V196H33ZM42 195V196H43ZM47 195V196H48ZM103 195H104V197H103ZM121 197H119V196ZM145 195V194H144ZM143 195V196H144ZM231 195H233V197H229V199H231V200H233V198H234V200L235 201H237V199L235 198V196H234V194L232 193ZM31 196H33V198L34 199H36V198H38L39 197V200L38 199H36V200H31ZM37 196V197H36ZM87 196H89L88 197V199H87ZM106 196V197H105ZM114 196V197H113ZM123 196V197H122ZM133 196V197H132ZM110 197H112V198H110ZM137 197H138V199H137ZM41 198V199H40ZM115 198V199H114ZM122 199V200H121ZM138 200V204H136V205H134L135 203L134 202H136L137 200ZM226 199V201H228ZM38 200V201H37ZM127 200V201H126ZM131 200V201H130ZM261 200V199H260ZM39 202L38 204L37 203H35V204H33L34 202ZM110 201L112 202V203H110ZM114 201V202H113ZM140 201V202H139ZM235 201L234 202H231L230 201V203H233V204H237V203H235ZM132 204H131V203ZM261 202H262V205H261V207L263 206L264 207V203H263V200H261ZM140 203V204H139ZM229 203V204H230ZM39 204L41 205V207L39 206ZM112 204V205H111ZM118 204V205H117ZM122 204V205H121ZM124 204V205H123ZM261 204V203H260ZM120 205V206H119ZM129 205V206H128ZM231 205V204H230ZM229 205V206H230ZM39 206V207H38ZM90 206V207H89ZM132 206H135V208L133 207V209L131 208ZM140 206V207H139ZM235 206V205H234ZM32 207V208H33ZM119 207V208H118ZM121 207V208H120ZM231 207H232V205L230 206V208L229 209H231ZM237 208L234 210V207L232 208V211L231 210H229V212H230V216H229V214H228V216H229V219H227V220H230V217H231V222H230V224H229V222L227 221V224H229V225H231V223H232V226H226L224 229H226V230H224L223 228H222V231H224V235H225V233H226V235H228L227 236V238L225 239V240H228V242L231 240V243L232 242H234V241H232L233 240V236H235V235H231L230 236V234H231V231H232V233L234 234V232H235V229L239 226V223H240V228H239V231H236V233H240L241 231L242 232H246L245 231V228H247V227H245V226H243L244 224L242 223V222H240V221H238L237 220V218L235 219V220H237V221H235L234 222V220L232 221V219H233V217H234V212L236 213V214H238L239 215V213L238 212H236V210L238 209V205L236 206ZM87 210H86V209ZM116 208V209H115ZM137 208V209H136ZM96 209V210H95ZM98 209V210H97ZM135 209V210H134ZM80 210H81V212H80ZM114 210V211H113ZM118 210V211H117ZM128 210H129V212H131V215H130V213L128 212ZM131 210V211H130ZM233 210H234V212H233ZM239 210V209H238ZM237 210V211H238ZM257 211H258V209H256ZM32 211H33V209H32ZM100 211V212H99ZM256 211V212H257ZM84 212H86V213H84ZM90 212H92L93 213V216H92V214L90 213ZM144 213V210H142V211H139V213ZM228 212V213H229ZM256 212H254V213H256ZM261 212V211H260ZM81 213H84L83 215L81 214ZM116 213V214H115ZM233 213V214H232ZM81 214V215H80ZM103 214V215H102ZM115 214V215H114ZM264 214V213H263ZM34 215H32V218H33V216ZM95 215H98V217L97 216H95ZM227 215V214H226ZM232 215V216H231ZM238 215H235V217H238ZM241 216H242V212H241V214H240ZM261 215V214H260ZM260 215H257V216H260ZM35 216H34V219H33V221H34V223H37V224H39L41 227H43L44 225H42V222H44V221H39L38 219H36L35 218ZM89 216V217H88ZM95 216V217H94ZM99 216H100V218H99ZM105 216H107V218L105 217ZM256 216V215H255ZM262 216V215H261ZM76 217H78L77 219H76ZM89 219H88V218ZM119 217V218H118ZM234 217V218H235ZM264 217V216H263ZM42 218H44V217H42ZM87 218V219H86ZM93 219V218H95V220H93V222H92V224L90 223V225H89V223H86V222H90V219ZM97 218V219H96ZM118 218V219H117ZM262 218V217H261ZM35 219H36V221H35ZM81 219V220H80ZM84 219V220H83ZM122 219V220H121ZM239 219V218H238ZM38 220V221H37ZM83 220V221H82ZM89 220V221H88ZM121 220V221H120ZM124 220V221H123ZM240 220V219H239ZM257 220H259V219H257ZM257 220H255V221H257ZM118 221V222H117ZM261 221V220H260ZM264 221V220H263ZM263 221H261V222H263ZM81 222V223H80ZM84 222V223H83ZM114 222V223H113ZM117 222V223H116ZM236 222H237V225L238 226H236ZM244 222V221H243ZM81 225H79V224ZM83 223V224H82ZM125 223V224H124ZM241 223H242V225H241ZM233 224H234V226H235V229H234V227H233ZM256 224V223H255ZM260 224L261 223H259L257 226H260ZM72 225V226H71ZM89 225V226H88ZM112 225V226H113ZM115 225V226H116ZM124 225H126V226H124ZM129 225V228L127 227ZM249 225V224H248ZM247 225V226H248ZM251 225H253V224H251ZM78 228H77V227ZM88 226V227H87ZM254 226V225H253ZM263 226V224H261V227ZM72 227V228H71ZM74 227H76V229H78V230H80V232L82 231V233H80L79 231L77 232V230L74 228ZM220 228L221 227H223V226H219ZM218 227V228H219ZM233 228V230H234V232H233V230H230V233L228 234V230H229V228ZM245 227V228H244ZM115 228V227H114ZM119 228H121V227H117V229H119ZM244 228V229H243ZM256 228V227H255ZM258 228V227H257ZM264 228V227H263ZM228 229V230H227ZM251 229H252V227H251ZM250 229V230H251ZM259 229V228H258ZM60 230V229H59ZM72 230L75 232H72ZM76 230V231H75ZM218 230V229H217ZM241 230V231H240ZM250 230L248 231V229H247V231L250 233ZM256 230V229H255ZM255 230H253V231H255ZM67 231H68V233H67ZM70 231V232H69ZM226 231V232H225ZM261 231V230H260ZM135 232V233H134ZM220 231L218 230V234H221V232L219 233ZM248 232H246V234L248 233ZM252 232V231H251ZM129 233H131V234H129ZM134 235H133V234ZM235 233V234H236ZM244 233H241L242 234V236L244 235ZM67 234V235H66ZM216 234H217V232H216ZM218 234H217V238H218ZM223 234V233H222ZM221 234V235H222ZM251 234V233H250ZM253 234H254V232H253ZM255 234H256V232H255ZM260 234H263L264 235V233H259V234H257V235H259L260 236ZM221 235H220V238H221ZM240 236V235H239ZM248 235H246V237H247ZM251 236H252V234H251ZM44 237L46 238V236L44 235ZM53 236H49V238H52ZM229 237H231L230 239H229ZM244 237V236H243ZM262 237V236H261ZM254 238V237H253ZM222 239H224V238H222ZM221 239V240H222ZM235 239V238H234ZM250 239V238H249ZM256 239V238H255ZM254 239V240H255ZM257 239L259 240V237H257ZM261 239V238H260ZM224 240V241H225ZM248 240V239H247ZM258 240H256L257 241V243L259 244L260 242L258 241ZM223 240H222V242H224ZM253 241V240H252ZM262 243L264 242V239H263V241L262 240H260ZM60 242H57V243H60ZM251 243L252 242H250V247H251ZM253 244V243H252ZM119 246H120V244H118ZM222 245H223V248H222ZM222 245H221V247H220V249H222L221 251L222 252H224V251H227V250H229L228 248H227V250H226V248L225 247H227V244H226V242H224V244L222 243ZM226 245V246H225ZM246 245V244H245ZM248 246H249V244H247ZM254 245V244H253ZM260 245V247H261V249L264 247L263 245H264V243L263 244H259ZM104 246H106V245H104ZM263 246V247H262ZM106 247H108V246H106ZM105 247V248H106ZM118 246H116V249H118V248H122V246L121 247H118ZM249 247V248H250ZM102 251H103V254H105V252L107 253V250H108V248H110V247H108V248H106V251L104 250L105 248L102 246ZM244 248H245V246H244ZM252 248V247H251ZM113 250V248L111 247L110 248V250L108 251V253H109V255H110V251L112 252V250ZM129 249V248H128ZM225 249V250H224ZM264 249V248H263ZM262 249V251H263V255H261V256H264V250ZM105 251V252H104ZM135 252V250L133 249L132 250V252H131V247H130V251H129V254H131L132 253V255H131V257L133 258V255L135 256V254H133ZM128 254V256H130ZM64 255H65V253H64ZM109 255H107V256H109ZM66 256H68V255H66ZM65 256V258H63L64 260H66V262H67V264H68V258ZM124 256V255H123ZM127 256V255H126ZM67 258V259H66ZM129 258V257H128ZM234 260V259H233ZM233 260H232V262H233ZM230 261V260H229ZM228 261V262H229ZM228 262H226L227 264H231L232 262L230 261L229 263ZM82 264H86V262L83 260L82 261ZM253 264V263H252Z\"/></svg>",
    "mask_w": 264,
    "mask_h": 264
}]
</instances>
